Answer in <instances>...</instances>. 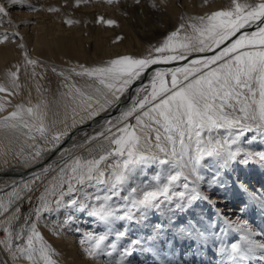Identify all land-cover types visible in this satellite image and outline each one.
I'll return each instance as SVG.
<instances>
[{
	"label": "snow or ice",
	"instance_id": "6c2138e0",
	"mask_svg": "<svg viewBox=\"0 0 264 264\" xmlns=\"http://www.w3.org/2000/svg\"><path fill=\"white\" fill-rule=\"evenodd\" d=\"M9 2L16 5L18 0H5V3ZM106 2L112 4L119 0ZM82 3L86 4L88 0H75L77 7ZM135 3L139 4L140 0H135ZM48 11L58 12L60 9L52 7ZM195 19L200 21V26H191L196 36L184 37L186 42L176 39L184 28L181 24L159 47H154L155 54L141 58L124 55L102 66H80L77 75L94 78L105 89L102 92L96 88L98 96L78 87L75 94L68 93L76 105L73 113H76L77 107L86 113L79 120L83 124L109 108L118 107L121 97L150 66L187 60L193 52L207 53L220 49L213 55L193 59L182 67L156 69L147 84L135 89V95L127 107L120 109L118 116L106 119L102 130L94 135L85 133L83 144L72 145L73 148L84 149L102 139L105 143L87 148L88 156L62 149L59 164L46 165L19 186L13 183L10 198L6 202L0 199V214L8 212L14 203L23 199L22 193L33 191V186L41 182L42 177H47L50 172L56 173L45 185L44 191L37 197L39 203L32 208L18 230L5 229L8 241H0V244L6 245L13 261L26 259L30 264H59L54 258L56 250L37 226L44 214L71 208L86 213L103 225L104 231L84 232L80 240L87 256L96 258L101 255L111 257L120 243L128 238V232L123 230L125 224L114 227L117 222H128L129 225L146 222L149 212H159L167 206H174L173 217H177L169 218V227L165 229L162 224L153 225L149 236L127 240L119 258L110 260L109 264H128L127 258L149 242L162 245H174L181 241L191 245L199 243L202 249L205 242L223 234L226 229L239 233V237L235 242L221 243L220 264H247L257 259L258 252L259 260L264 261V242L253 238L256 232L249 220L240 216L235 220L223 217L224 227L219 233H213L216 224L211 218L205 220L202 211H195L197 204L212 202L201 185L223 186L226 181L222 180V171L234 162L241 165L251 162L264 164V151L246 152L241 147L247 139L246 133L254 128L264 132V0L255 5L232 0L231 8ZM66 22L73 24L79 21L68 19ZM97 22L117 24L116 20H105L102 16ZM257 22L256 31H241ZM2 23H13L5 4H0ZM12 37H20V33L0 31V44ZM120 39L123 37L118 36L117 40ZM221 45L225 46L221 48ZM19 47L25 48V45L21 43ZM24 61L25 67L38 63L29 58L26 51ZM14 67L15 71L11 68L7 70L8 86L0 83V93L13 95L20 89L21 65ZM7 103L6 97H0V111ZM76 124L73 117L71 127L75 128ZM0 127L27 129L31 140H36V136L31 135L36 132L51 145L36 147L24 163L38 162L43 154L55 151L69 136L66 128L52 134L49 139L39 105L16 104L13 111L0 117ZM206 158L222 161L211 173L210 180L201 175L209 162ZM154 166H159V170ZM148 171H152L153 175L149 177ZM237 186L244 192L248 191L242 181L237 180ZM246 211V206L240 208L241 213ZM19 212L17 207L16 213ZM179 215H183L182 220ZM13 219H18V216L14 215ZM73 220L74 217L68 215L65 223ZM110 237L111 242L107 243Z\"/></svg>",
	"mask_w": 264,
	"mask_h": 264
},
{
	"label": "bare ground",
	"instance_id": "6f19581e",
	"mask_svg": "<svg viewBox=\"0 0 264 264\" xmlns=\"http://www.w3.org/2000/svg\"><path fill=\"white\" fill-rule=\"evenodd\" d=\"M49 1H51L53 4L59 5L60 11L57 12L56 14L45 13L44 17L41 20H39L38 18H36V20H31L32 19L31 17L19 15L18 18H16V21H14V24H23V27H21L19 33L25 35L24 39L26 40L27 45L31 47L32 53L37 54L39 52V54H46L51 58H67L69 59V61H72L74 58H78V57H81L87 54L86 48L88 46V43H90L91 40H93L92 44L94 45V48H99L102 50V52L107 50V48L114 46L112 44L117 45L116 40L113 38L118 37L117 36L118 34L114 35L112 33L113 31L110 28H107V26H105L103 22H99V23L97 22V18L101 16L103 17V12L101 10L102 6L98 2H94V0H92L93 1L92 3L90 2V4L83 5L82 8L84 10L86 9L85 10L86 12H84V11H79L78 9L79 6L77 7V11L75 10L72 11L71 0H67V2L66 0H49ZM151 1L152 2L154 1L156 5L159 3L160 6H162V3H164V0H151ZM170 2H171V5L166 6L165 8L166 12L163 14L167 15L170 13V14L176 15L175 17L176 19H178L179 12L181 11V9L177 5L178 1L171 0ZM194 2H196V0H183V3H185L186 5L188 4L187 8L189 9L191 6H195L193 5ZM241 2L249 3V0H246V1L244 0ZM146 3H148L147 0H146ZM219 3L220 1L218 0L217 2H215L213 6H217V5L221 6ZM162 8L164 7L162 6ZM80 10L82 9L80 8ZM95 12H97V16H96L97 18H95L96 24L92 25L93 23H95L94 21H92L94 19ZM71 13L75 14L74 17L77 19V21H79L78 22L79 26L72 27V26H68L69 24L66 26V23L65 22L63 23L62 20L64 19L67 20V18H69V16L71 15ZM104 13H106L107 16L114 17L115 19H117L120 23V26L124 28L125 31L128 30L126 23L123 20L122 15L120 14L119 10H116V8L111 6ZM88 17H90V22H88ZM182 24L184 25V28L181 30L179 41L186 42L183 39L184 37L194 38L196 36V33L193 31V28L191 26L193 24L200 26V24L195 23L191 21L190 19H184ZM86 30H87V34H85ZM147 32H146L145 27L132 28L131 37L127 42L129 44L136 43L138 46H140V43H141L142 53L145 54L144 56H147L150 53H153L154 47H159L160 44H162L160 41H157V39L153 36L154 31L151 30V34L150 32L149 33ZM149 38L150 40L147 41V43L142 41V40H146ZM21 43H23V41L20 39V37L18 38L12 37L8 42L4 44H0V83H4L6 86H8V77L6 75L7 70L11 68L13 71H15L14 66L16 64H20L21 62H23L25 65L24 53L26 51L25 50L26 47L25 48L19 47ZM224 46L225 45H221V48H223ZM219 50L220 49H215L214 51H219ZM214 51H209L207 53L193 52L191 53V55L188 56L187 60H179V61L164 63L163 66L157 67V68L166 69L170 67H180L184 63H186L187 61L193 58H197L201 55H206V54H214ZM36 68H37V74H38L39 70H38V67H36L35 65L34 66L27 65L24 71H22L21 69L20 71L21 79H19V83L21 87L18 90V92H16V94H13V95H8L7 93H0V97H6L7 101L17 100L21 102V100H24L26 98V94L29 92L31 93V95H33V98L35 100L40 96L39 100L35 102L33 106L39 105V111L40 113L43 114L44 122L47 123V126L51 129H54V130L58 129L61 131H64L67 128L69 129V133H70L72 129H74L71 127L73 123V117H75V120L77 121L76 127H78L81 125V123H79L80 117L86 115V113L81 112L78 107L76 109V113H73L72 111L73 107H76V105L72 102V99L68 95V93L71 91L73 94H75V88L77 87H73L72 85L65 86V87H62V89H60L57 93H55L56 97L53 98L52 113H51V116L49 115L50 118H48L47 120L45 119L46 117L45 113H46V107H47L46 101L49 97L43 94L42 82L40 81V79L38 80L36 78ZM157 68L153 70L150 69L147 72L146 77L143 80H141L142 79L141 78L140 79L141 82H139V84H137L133 88L131 94H129L127 91V93H125V95L121 97L122 102L120 103L119 110L115 114H113L112 116L102 118L101 120L96 121L91 126L76 130L73 133V135L70 137L69 141L63 146L64 147L71 146L72 144L73 145L75 144L78 146L80 144H83L85 142L86 137L85 138H79V137H82L83 135L82 133L85 129H90V130L95 129L96 130V129L102 128L103 122L106 119L110 117L118 116L120 109L127 107L131 97L135 95V89L140 87L143 84H147L148 79L150 78L152 73ZM40 73L41 74L43 73L42 67L40 68ZM98 86H101V85L98 83ZM96 88L97 87H95V85L89 81L86 91L82 88L81 90L88 92L91 95L98 96L99 94L95 92ZM12 104L13 103L7 104L5 109L3 111H0V113L2 114L6 112V109L11 108ZM20 104H23V102H21ZM112 109L113 108H109L106 112L101 113V114L108 113ZM262 135H264V132L260 131L259 134H257V132H251L250 136L248 137V139L250 140L244 141L241 144V147L246 152H260L263 149V140L260 141L256 138ZM102 143H105V142L102 139H100L98 143H92L91 145H87L86 148L84 149L76 147L74 148V152L84 155V156H88L89 155L87 151L88 147L94 148L97 145L102 144ZM64 147H60L59 149H57V151L51 157H49L47 161H45L44 164H41L39 166H35L37 163L36 164L24 163V160L27 157L24 153L8 152L3 147H0V177L5 176V175L12 176V177H21V176L25 177L29 173H31L33 170L39 169L40 167L44 166L47 162L53 159V157ZM48 155L49 153H47L46 156L43 158H46ZM43 158L41 160H43ZM206 161H209L206 164L208 169L204 167L201 171V175L205 177V180H210L211 173L216 171L217 167H219V163H218V160L213 159V158H206ZM109 163H111V161H109ZM238 167L239 165L237 163L236 164L233 163L228 168V170L229 171L232 170V172H236V170L239 169ZM154 168L156 170H159V166H154ZM244 168H245V171H248L251 173L253 172V169H254L257 172V174L260 175L261 178H263L262 177V172H264L263 164L259 162L255 164L251 163V165L249 166L246 165ZM12 172H15L16 174H19V175H10ZM147 175L150 177L151 175H153V172L148 171ZM222 180L224 181L223 177H222ZM232 180L233 179L231 178L230 181ZM241 181L247 187V190H248L247 192L242 191L237 186L236 180H233V183H232V184H235V187H232V184H230L229 181H226V183H224L223 186H215V187H208L206 184H202L201 187L211 197L212 202L208 203L207 205L204 202L197 204L195 207V211L196 212L202 211L204 214L205 220H207L208 218H211V221L216 224V227L212 229L213 231H215V232L212 231L213 233H219L220 228L224 227L223 217H228V218H231L232 220H235L237 216H240L243 219H247L252 224L256 232V235L253 238L260 242H264V229H263L264 211H262V209H264V206H262V204L258 203L260 207L258 210L254 209L255 204L254 206L247 205V211L245 213H242V215H241V212L239 211V213L234 218L235 215L233 214V212L237 211L235 210L234 207L239 206L235 204V202H237L235 198L238 197L240 198V200L243 199L244 201V199H246V201H250L251 197H253L252 199L254 201L255 200L258 201L257 197L256 199H254L255 195L253 194L250 185H247L243 180ZM254 188L262 192L264 196V189H262L259 186L257 187L255 186ZM11 190L12 189H10L8 192H11ZM89 191H92V189H89ZM256 194H258L257 191H256ZM225 203L228 206H226ZM208 205H210L209 209L207 208ZM240 206H243V205H240ZM223 208L226 210L225 213H228V214L231 213V215L222 214ZM217 213H219V215H217ZM255 213H257V216H258L257 219H255L256 217ZM79 214L80 212H78V214L76 215V217H74V219L77 220L78 224H80L81 230H83L84 232H88L89 229L87 228L85 229V226H83V222L81 221L84 218H81L80 216L81 214L80 215ZM188 215L191 216L192 213H188ZM86 217H87L86 219L88 220L94 219V218L87 216V214H86ZM176 218L177 217H173V219H176ZM178 218L182 220L183 215H180ZM86 221L87 220H85L84 222ZM90 221H93V220H90ZM150 221H151V217H150V212H149L148 219L146 222L143 221V225L146 226L148 222ZM121 223L125 224V226L127 227L128 222H117L114 227L118 228ZM62 225H64V223L59 224L60 228H62ZM54 230H55L54 227L51 224H49V227L43 226L42 229H40V232L43 234L44 238L51 244V246L56 250L55 254L57 252L59 253V258H56L59 264H109L108 262H106V259L104 261L103 255L96 257V258L87 256V254L84 252V246H82V250L80 251L79 243H80L81 238L74 239L75 235L72 233L73 231H71V233L64 234L63 229H58L57 231H54ZM140 230L141 229H138V231L140 232L138 237L144 238V236L142 235L143 233H141ZM132 231L134 232V229ZM57 232H59V234H57ZM238 237H239V233H236L234 230L226 229L223 234L219 236H213L209 241L205 242L204 247L202 249L200 248L199 243L195 245H191L190 242H183V241L179 242L180 245L179 247L177 246L178 248H173L172 246V250L170 249L171 247H167V249L168 248L170 249L169 252H171L172 258L176 257L175 256L176 254L178 255L181 254L182 257L184 256V262L186 264H213V263L220 264L221 255L219 253V247L221 243L235 242V240L238 239ZM124 241H127V240H124ZM110 242H111V239H109L107 243H110ZM147 244L148 245L146 246H154L155 244L156 246H159V244L161 243L149 242ZM166 246L167 245H165V247ZM162 251L164 250H160V246H159V247H156L153 252L157 253L156 254L157 256L158 254H160V256L163 258L164 256L163 253L165 251L163 253ZM211 252L212 254H215V258H218L217 262L210 255ZM55 254H54V257H56ZM145 254L146 252L143 251L141 256L144 257ZM257 255L259 256L260 253L258 252ZM8 256L10 258L11 254L8 253ZM172 258H168V259L166 258V264H169V261L171 262ZM210 261H212L213 263H211ZM253 261H255V264H263V262H261L259 259H253ZM13 262H14L13 264H30V262L26 259H18ZM247 264H254V263L251 260V261H248Z\"/></svg>",
	"mask_w": 264,
	"mask_h": 264
},
{
	"label": "rangeland",
	"instance_id": "374dc122",
	"mask_svg": "<svg viewBox=\"0 0 264 264\" xmlns=\"http://www.w3.org/2000/svg\"><path fill=\"white\" fill-rule=\"evenodd\" d=\"M147 1H148V3H146V0H140V3L137 4V3H135V0H119L118 3L108 4L106 2V0H96V1L94 0V2H98L102 7H104V8L101 7V10L103 12V17L105 18V20L114 19L118 23L116 25H107L104 23L105 26H107V28H110L113 31L112 33L114 35L118 34L117 36L123 37V39L117 40V37H114L113 39L116 40L117 45L112 44L114 46L107 48V50H105L104 52H102V50L99 48H94V45L92 44L93 40H91L90 43H88V46L86 48L87 54H85L84 56L78 57V58H74L72 61H69V59H67V58H51L46 54H39V52L37 54L32 53L31 47L29 45H27V42L24 39L25 35L20 34V37H23L22 41L25 44V47H26L25 50L28 53L29 58H32V59H35L38 61V63L35 65L36 67H38V70H39L38 74H37V68H36V78L38 80L40 79V81L42 82L43 94H45L47 97H49L46 101L47 107H46L45 119L48 120V118H50L51 113H52L53 98L56 97L55 93H57L60 89H62V87L72 85L75 87H80V89L82 88L86 91L88 82L90 81L95 85V87L100 88L102 92L105 91V89L103 88L102 85L98 86L99 82L96 79L90 78L87 76H80V75L76 74L77 72H79L81 70V68H80L81 65H83L84 67L102 66L106 62H108L109 60L114 59L118 56H124V55H130V56L137 57V58L145 57L144 56L145 54L142 53L141 43H140V46H138L136 43H133V44L127 43L131 37L132 28L145 27L146 32L148 31L147 33L150 32V34H151V30H152V31H154L153 36L157 39V41H160L161 43H163V41L167 38V36L171 32L176 31L178 28H180V25L182 24L184 19H190L191 21L200 24V21L195 19L196 17L207 16L208 14H210L213 11H217V10H221V9H228V8L232 7V0H219L220 1L219 4L221 6H218V5L213 6L215 4V2H217L218 0H216V1H214V0H196V2L193 3V5H195V6H191L189 9V8H187L188 4L186 5L185 3H183V0H177L178 1L177 5L181 9V11L179 12L178 19H176V17H175L176 15H173L170 13L167 15L163 14L166 12L165 11L166 6L171 5V2H170L171 0H164V3H162V6L164 8H162V6H160L159 3H158L159 5L158 4L156 5V3L154 1L153 2L151 0H147ZM241 1H244V0H241ZM66 2H67V0H66ZM88 2L89 3H86V4H90V2L92 3L93 1L88 0ZM259 2H260V0H249V4H252V5H255L256 3H259ZM0 4H5V7L10 10L11 19L13 21V23L11 25H9L7 23L0 24V31H7L9 33H12L13 31L19 32L21 27H23V24H14V21H16V18H18L19 15L31 17L32 18L31 20H36V18L41 20L44 17L45 13H52V14L57 13V12L48 11L49 8L56 7V8L60 9L59 5L53 4L49 0H18L16 5H12L10 2L5 3V0H0ZM152 4H155L156 6L153 7ZM71 5H72V11H74V10L77 11V6L75 4V0L74 1L71 0ZM83 5H85V4L82 3L79 5V7L82 10H80L79 7H78V9H79V11L86 12L85 11L86 9L84 10L82 8ZM111 6L116 8V10L120 11V14L122 15V18L125 21L128 30L125 31L124 28H122L120 26V23L117 19H115L114 17L107 16L106 13H104ZM192 7H193V9H192ZM33 9H36V10H33ZM72 13L69 16V18H67V20L71 19V20L77 21V19L74 17L75 14H72ZM96 16H97V12L94 13V19L92 21H94L95 23L92 22L93 23L92 25L96 24V20H95V18H97ZM67 20L66 19L62 20L63 23L64 22L66 23V26L68 25V23L66 22ZM97 21H98V18H97ZM88 22H90V17H88ZM68 26L75 27V26H79V25H78V23H73V24H69ZM151 26H153V27H151ZM17 29H19V30H17ZM92 30H93V28H92ZM181 30L178 34V37L176 38L178 41H179V36L181 34ZM256 30H257V28L255 30H251V31H247V32L250 33V32L256 31ZM85 34H87V30H86ZM16 38H18V37H16ZM149 40H150V38L146 39V40H142V41L147 43V41H149ZM152 54H155V53L153 52ZM206 55H213V54H206ZM201 56H203V55H201ZM201 56H199V57H201ZM199 57H197V58H199ZM197 58H193V59H197ZM193 59H191V60H193ZM191 60L187 61L186 63H189ZM176 61H179V60H176ZM171 62H173V61H171ZM186 63H184L182 66H184ZM20 65H21L22 71H24L25 70L24 63L21 62ZM182 66H180V67H182ZM41 67L43 68L42 74L40 73ZM170 68L174 69L176 67H170ZM53 69H56V71H53ZM73 69H75V71H72ZM157 69H161V68H157ZM166 69H169V68H166ZM61 72L64 73L63 76L60 75ZM19 79H21V78H19ZM39 97L35 100L33 98V95H31V93L29 92L26 94V98L24 100H21V102H23V104H25L26 106H33L35 104V102H37L39 100ZM21 102L17 101V100L16 101H8L7 104L13 103L12 107L9 109L7 108L6 112H4L2 114L0 113V117L6 116L9 112L14 110L16 104H20ZM25 118L31 120L30 117L26 116ZM44 123H45L46 127L48 128L49 139H50L52 134H54L58 131H61L58 129L57 130L51 129L47 126L46 122H44ZM91 130H93V131H91ZM91 130L85 129L82 133L83 134L82 137H79V138H85V135H84L85 133H87L88 136L94 135L96 132L101 131L102 128H99L96 130L91 129ZM251 132H257V134H259L260 131H259V129L254 128ZM251 132L246 133L248 135L245 134V136H247L246 137L247 139L245 141L250 140V139H248V137L250 136ZM31 135H35L36 140L29 139V134H28L27 129H23V128L12 129V128L0 127V147H3L8 152L24 153L28 157L31 153L34 152L36 147L47 148V147L51 146L50 144H47L45 142V140L39 136L38 133L32 132ZM256 139H258L260 141L263 140V149L260 152L264 151V135L258 136ZM99 140L100 139H98L97 141H94L93 143H98ZM72 145L66 146L62 149H68L70 152L78 154V153L74 152V148L72 147ZM61 150L53 157V159H51L49 162H47L44 166L40 167L39 169L33 170L31 173H29L25 177H23V176L12 177V176H7V175L0 177V199H3L6 202L10 198V194H11L12 190H11V192H8V191L10 189H12V185L14 182L19 186L22 181L29 180L32 173L39 172L46 165L54 164V163L59 164L61 162L60 157H59ZM79 155H81V154H79ZM45 156H46V154H43L42 158ZM56 157H57V159H56ZM41 159H39L38 161H40ZM36 163H34V164H36ZM218 163L220 166L222 164V161L218 160ZM251 163L255 164L257 162H251ZM251 163H249L247 166L251 165ZM237 164L239 165V167H238L239 169H237L236 172H232V170L229 171L228 169L222 171L221 175L224 178V181H229V183L232 184L233 180H236V181L237 180H239V181L243 180L247 185H250L251 190H252L253 194L255 195L254 199H256V197H257L259 202L257 200L254 201L252 199L253 197H251V200H250L251 202L246 201V199H244V201H243V199L240 200V198H238V197L235 198V200H237V202H235V204L239 205V206L234 207L235 210H237V211L233 212V214L235 215L234 218L239 213V211H240L239 209L241 207H244V206L247 207V205H253L254 206V204H255L254 209L258 210L260 208L258 203L262 204V206H264V196H263L262 192H260L258 189L256 190L254 188L255 186L256 187L259 186L262 189H264V172H262L263 178H261L260 175H258L254 169H253V172L251 173V172L245 171L244 167L246 165H241L239 163H237ZM205 168L208 169L206 164H205ZM55 175H56L55 172H50L47 177H42V181L37 182V184H35L33 186V191L22 193L23 199L14 203L8 212L0 214V241H8V232L5 231V229H11L13 231L18 230V227L23 224L25 217L28 216L29 214H31L32 208H34L39 203V201L37 200V197H39V195L44 191L45 185ZM231 178L233 179L232 181H230ZM232 187H235V184H232ZM256 191L258 194H256ZM6 194H8V195H6ZM29 197H31V200H29ZM204 203L206 205L208 204V202H204ZM225 205H226V203H225ZM240 205H243V206H240ZM219 206H220V204H219ZM226 206H228V205H226ZM17 207L20 208V212L18 214L16 213ZM207 208L209 209L210 205H208ZM174 211H175L174 206H167L165 209H162L159 212H150L151 221L148 222V224L146 226L143 225V221H141L139 223H134L131 225L127 224L128 228L125 226L126 228L123 229V230L128 232V238L126 240L136 239L138 237V235L140 234L138 229H141L140 231H141V233H143L142 235L144 237L149 236L152 233L153 225L162 224L164 226V228L167 229L169 227V218L170 217L173 218V216H171V215H173L172 212H174ZM213 211H214V209H213ZM225 211L226 210L223 208L222 214L231 215V213L228 214V213H225ZM77 214H78V212L74 211L71 208H62L58 212L44 214L42 216V218L37 222L38 229L40 231V229H42L43 226L49 227V224H51L54 227L55 231H57L58 229H63L64 234L71 233V231H73L72 233L75 235L74 239L75 238L80 239V238H82L84 231L80 229V224H78L77 220L74 219L73 221H71L69 223H65L66 217L68 215H72L73 217H76ZM80 214L79 215L81 216V218H84L82 220L80 218V220L83 222V226H85V229L87 228V229H89L88 231H96V232L104 231V226L99 224V222L95 223L94 219H89V220L86 219L87 218L86 213L80 212ZM14 215L18 216V219H13ZM241 215H242V213H241ZM255 215H256L255 219H257L258 218L257 213H255ZM83 220L84 221L87 220V221L84 222ZM90 220H93V221H90ZM60 223H64V225H62V228H60V226H59ZM77 229H80V231H77ZM130 229H132V230L134 229V232ZM263 229H264V227H263ZM213 232H215V231H213ZM109 239H112V238L110 237ZM13 243H23V241H13ZM156 244L154 246H146L148 244H145L142 247H138L132 253V255H130L127 258L128 264H166V258L167 259L172 258L171 252H169L170 249L172 250V246H173V248H178L180 245L179 242H176L174 245H167L166 247H165V245L159 244L160 250L165 251V252L162 251V253L164 252L163 253L164 256L162 258L160 256V254H158V256H157L156 255L157 253L153 252L156 247H159V246H156ZM82 246L83 245L80 244V247H79L80 251L82 250ZM125 246H127V241H122L120 243V246L118 247L117 251L114 252L111 257H109L107 255H103L104 261L106 259V262L109 263L110 260L115 261L116 259H118L119 253L123 250V247H125ZM161 247H163V248H161ZM167 247H171V248L167 249ZM143 251L146 252L145 255L147 257L145 255H144V257L141 256ZM8 253L9 252L6 249V245L0 244V264H13L14 263L12 260V257L9 258ZM55 255H56V257H54L55 259L59 258L58 252ZM210 255L217 262L218 258H215V254H212V252H211ZM175 256L176 257L172 258L171 264H186L184 262V256L182 257L181 254L180 255L176 254ZM258 257L259 256L257 255V259H259ZM210 262L213 263L212 261H210ZM252 262L255 264V261L252 260ZM261 262H263V264H264V261H261Z\"/></svg>",
	"mask_w": 264,
	"mask_h": 264
},
{
	"label": "water",
	"instance_id": "95a60500",
	"mask_svg": "<svg viewBox=\"0 0 264 264\" xmlns=\"http://www.w3.org/2000/svg\"><path fill=\"white\" fill-rule=\"evenodd\" d=\"M258 24H259V22H257V24L247 25V26L245 27V29H243V30H241V31L244 32V31H251V30H254V29L257 28V25H258ZM238 35H239V34H238ZM227 43H228V42H226V44H227ZM163 64H164V63H160V64H157V65H152V66H150L149 69L146 70V72H145V74H144V76L142 77L141 80H143V79L146 77V74H147V72H148L150 69L153 70V69H155V68H157V67H161V66H163ZM139 82H141V81H140V80H139V81L137 80V81L132 85V87L128 90V93H129V94H131L133 88H134L137 84H139ZM119 106H120V104L118 105V107L113 108L110 112L105 113V114H101L100 116L96 117L94 120H89V121H87V122L81 124L80 126L74 128V129H72V131L69 133V136L63 140V142L61 143L60 147H64L63 145H65V144L69 141L70 137L73 135V133H74L76 130H78V129H80V128H85V127L91 126V125H93L96 121L101 120L102 118H105V117H108V116H112L113 114H115V113L119 110ZM60 147H59V148H60ZM59 148H57V149H59ZM57 149H56L55 151L49 153V155H48L46 158H43V160H41L40 162H37V164H36L35 166H39V165H41V164H44L45 161H47V159H48L49 157H51V156L57 151ZM10 175H19V174H16L15 172H12Z\"/></svg>",
	"mask_w": 264,
	"mask_h": 264
}]
</instances>
